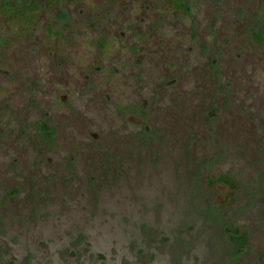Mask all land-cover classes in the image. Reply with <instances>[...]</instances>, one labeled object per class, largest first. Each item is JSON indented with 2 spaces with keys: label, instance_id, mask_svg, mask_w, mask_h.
<instances>
[{
  "label": "rangeland",
  "instance_id": "374dc122",
  "mask_svg": "<svg viewBox=\"0 0 264 264\" xmlns=\"http://www.w3.org/2000/svg\"><path fill=\"white\" fill-rule=\"evenodd\" d=\"M36 2L0 19V264H264V0Z\"/></svg>",
  "mask_w": 264,
  "mask_h": 264
},
{
  "label": "trees",
  "instance_id": "16d2710c",
  "mask_svg": "<svg viewBox=\"0 0 264 264\" xmlns=\"http://www.w3.org/2000/svg\"><path fill=\"white\" fill-rule=\"evenodd\" d=\"M56 0H43L46 5H52ZM39 11V5L36 0H32L28 4L19 3L17 0H2L0 1V19L5 21L19 20L25 25V30L35 21L36 15ZM255 39L264 44V39L259 34L254 35ZM0 43H2L0 41ZM42 137L45 139L50 138V133L47 128L41 127ZM220 180L230 187L234 188V182L227 176L221 177ZM242 238L232 237V240L240 243Z\"/></svg>",
  "mask_w": 264,
  "mask_h": 264
}]
</instances>
